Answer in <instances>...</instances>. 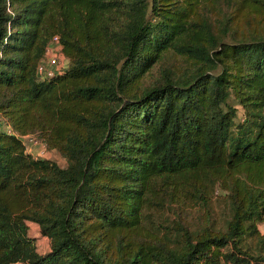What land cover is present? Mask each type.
<instances>
[{
  "label": "trees",
  "instance_id": "16d2710c",
  "mask_svg": "<svg viewBox=\"0 0 264 264\" xmlns=\"http://www.w3.org/2000/svg\"><path fill=\"white\" fill-rule=\"evenodd\" d=\"M0 120V264H264V0H0Z\"/></svg>",
  "mask_w": 264,
  "mask_h": 264
},
{
  "label": "built area",
  "instance_id": "2783aa9c",
  "mask_svg": "<svg viewBox=\"0 0 264 264\" xmlns=\"http://www.w3.org/2000/svg\"><path fill=\"white\" fill-rule=\"evenodd\" d=\"M68 61L63 55L59 37H54L48 44L45 57L37 68L38 80L45 82L65 73L69 68ZM22 140L27 148V152L35 158H43L46 155L47 147L37 138L27 136L23 137Z\"/></svg>",
  "mask_w": 264,
  "mask_h": 264
},
{
  "label": "rangeland",
  "instance_id": "374dc122",
  "mask_svg": "<svg viewBox=\"0 0 264 264\" xmlns=\"http://www.w3.org/2000/svg\"><path fill=\"white\" fill-rule=\"evenodd\" d=\"M68 65H69V61H68ZM239 113L242 116L241 109H240ZM240 120H242L241 117H240V119L238 118V121H240ZM4 126H2L1 120H0V128L1 127L4 128ZM5 129L8 130L6 126H5ZM43 159H48V160L54 161L59 166H61L63 168L67 167V165H68L67 160L61 155V153H59L56 150L47 149L46 155L43 157ZM219 193H220V191H218L216 193V197H221V194H219ZM214 203H215V199H214ZM218 205L219 204H216V206H218ZM218 212H220V209H218ZM29 228H30V231H29L30 236L36 239V243L38 246V252L40 254H46L47 252H49V250H50L49 240L47 238H44L43 236H41L38 226H36L35 224H32V223H29ZM260 232L264 235V224H262L260 226Z\"/></svg>",
  "mask_w": 264,
  "mask_h": 264
}]
</instances>
